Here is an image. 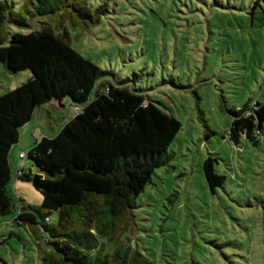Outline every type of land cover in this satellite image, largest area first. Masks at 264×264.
Returning <instances> with one entry per match:
<instances>
[{
	"label": "rangeland",
	"instance_id": "rangeland-1",
	"mask_svg": "<svg viewBox=\"0 0 264 264\" xmlns=\"http://www.w3.org/2000/svg\"><path fill=\"white\" fill-rule=\"evenodd\" d=\"M7 1L20 10L26 0ZM86 2L105 13L88 30L65 22L73 48L114 74L115 83H135L182 123L170 163L156 171L117 236L154 264H264V134L257 144L243 139L235 145L228 112L249 100L264 104V0ZM47 24L60 31L57 22ZM32 76L11 75L0 64V96ZM80 109L69 98L54 101L22 128L11 158L17 210L0 217V264H43L45 239L14 223L22 200L36 207L43 202L30 182L18 179L32 164L19 155L58 134ZM210 156L226 176L216 193L203 169ZM58 222L55 213L49 223Z\"/></svg>",
	"mask_w": 264,
	"mask_h": 264
},
{
	"label": "trees",
	"instance_id": "trees-1",
	"mask_svg": "<svg viewBox=\"0 0 264 264\" xmlns=\"http://www.w3.org/2000/svg\"><path fill=\"white\" fill-rule=\"evenodd\" d=\"M103 13L102 6L95 9L86 0H26L20 10L0 0V64L11 75H33L0 96V217L17 210L11 158L22 128L54 101L69 98L81 106L58 134L31 147V168L18 176L43 196L40 207L22 200L14 221L45 239L43 264H154L117 235L156 171L170 163L169 149L182 123L135 83H115L114 74L73 48L65 22L88 30L100 24ZM48 22H57L60 31ZM35 24L42 29L35 30ZM13 27L30 31L13 32ZM228 112L229 140L257 144L264 134V104L249 100ZM216 162L210 156L203 166L213 193L226 181ZM55 213L56 225L49 223Z\"/></svg>",
	"mask_w": 264,
	"mask_h": 264
},
{
	"label": "built area",
	"instance_id": "built-area-1",
	"mask_svg": "<svg viewBox=\"0 0 264 264\" xmlns=\"http://www.w3.org/2000/svg\"><path fill=\"white\" fill-rule=\"evenodd\" d=\"M26 158H27V154H26V153H21V154L19 155V159H20V160H23V161H24ZM22 170H24V169L21 168V170H20L19 173H18V176L22 174Z\"/></svg>",
	"mask_w": 264,
	"mask_h": 264
},
{
	"label": "crops",
	"instance_id": "crops-1",
	"mask_svg": "<svg viewBox=\"0 0 264 264\" xmlns=\"http://www.w3.org/2000/svg\"><path fill=\"white\" fill-rule=\"evenodd\" d=\"M62 101V100H61ZM61 101H57V102H59V104H61ZM51 104V103H50ZM49 105V104H48ZM45 106H47V105H45ZM45 106H43V107H45Z\"/></svg>",
	"mask_w": 264,
	"mask_h": 264
}]
</instances>
